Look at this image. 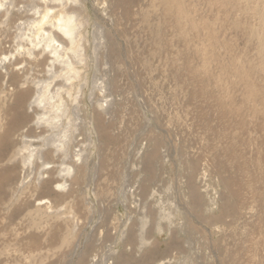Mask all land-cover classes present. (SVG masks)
<instances>
[{"label":"rangeland","instance_id":"obj_1","mask_svg":"<svg viewBox=\"0 0 264 264\" xmlns=\"http://www.w3.org/2000/svg\"><path fill=\"white\" fill-rule=\"evenodd\" d=\"M81 1L68 81L27 56L31 0H0V147L31 123L0 154V264H264V0ZM39 80L71 122L68 174L51 148L21 161L49 132Z\"/></svg>","mask_w":264,"mask_h":264},{"label":"bare ground","instance_id":"obj_2","mask_svg":"<svg viewBox=\"0 0 264 264\" xmlns=\"http://www.w3.org/2000/svg\"><path fill=\"white\" fill-rule=\"evenodd\" d=\"M37 1L39 3H36V0H31V2L28 4V7H30L29 9L32 10L31 12H33L32 14H34L35 17L26 20V25L30 26L33 29L32 34L29 37L27 36V40L31 45L30 49L27 50V56L35 57V55H38L40 53L49 54L51 59L49 65L50 67L47 70L54 71V65L56 63H60L61 65L62 63V66L65 67L66 70L67 68L69 69L67 72L68 77L66 78V80L71 79L73 75H76L78 73L77 68H75L74 66V63H76L77 61L75 62L74 58H77L76 60L81 63L87 60L83 58L84 55L81 51L82 48L80 45V40L82 36L80 29L81 25H83L84 23L81 22L82 19H80L81 17L79 16L78 11V9H85L86 6L81 0ZM77 5L78 8H75L74 6ZM65 42H67L69 47L64 45ZM38 45H40V47L39 50L36 51V47ZM5 58L7 57L4 56L3 60ZM48 84H45L43 80H39L37 82L35 95L32 99H30L27 106L28 108L35 107L38 109L35 112L36 116L32 122V125L39 128L44 127L49 130V132H46L47 134L45 133L38 135V137L35 138L36 140H27L28 144L23 145L19 150L24 154L21 161L24 167H28L30 165L32 166L34 163L39 162L41 163L39 166L41 167V169L50 168V163L44 159V152L47 151L48 148H51V154L53 157L56 156L59 152L62 154L60 164L58 165V174H62L64 172L68 174L70 172V167L64 164L67 160L70 159V157H72L67 141L69 132L71 131V122H68L64 126H61L63 121L62 118L65 117L66 109L63 106L65 103L60 102V100L59 103L52 104V108L50 107L51 109L46 108V105H48V107L50 106V99L57 96L58 94L57 93L55 96L54 94L48 95L50 93L48 92L47 94V91H49L48 89L50 88V85ZM60 87L61 86H58L57 89ZM24 92L25 91H21L19 93L18 102L24 101ZM9 124V128H7L4 135L1 136L2 146L0 147V154L4 153L7 149L11 137L10 130L12 129V126L21 125L19 129H21L22 131V138H26L29 136L27 132L31 129V123L22 125V120H10ZM71 135H73V132ZM33 141H39L40 144L33 145ZM16 154H18V152ZM15 155L13 158H15ZM74 155L80 156V154L78 153H75ZM56 186L62 187L64 186V182L57 183ZM143 243L144 238L140 236L138 242L132 244L133 250H138ZM81 257H79V260H81L80 263H78V260L76 264H85L83 262L84 257ZM95 257L96 255L92 256V258L88 260L87 264H98V261L95 259Z\"/></svg>","mask_w":264,"mask_h":264}]
</instances>
